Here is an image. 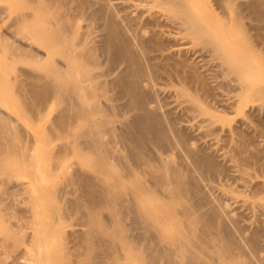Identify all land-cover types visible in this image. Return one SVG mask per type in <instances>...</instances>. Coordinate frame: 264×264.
I'll return each mask as SVG.
<instances>
[{
	"label": "bare ground",
	"instance_id": "bare-ground-1",
	"mask_svg": "<svg viewBox=\"0 0 264 264\" xmlns=\"http://www.w3.org/2000/svg\"><path fill=\"white\" fill-rule=\"evenodd\" d=\"M4 1H9L17 11L13 25L23 28L26 38L35 39L39 42L40 47L44 48L45 51L47 50V53L41 54L31 46L25 47L24 45L21 47L9 43L7 40L1 43L4 46L3 48L10 52V56L6 60L18 56L30 67L28 70L19 68L14 71L18 76L15 80V88L20 95L22 105L33 116H41L46 112L48 105L55 101L57 107L55 109L57 110L54 111L56 113L58 111V115L54 123L51 124L55 131L53 135L60 140H67L64 145L59 147V151L54 156V168L62 167L69 151H73L77 152L80 164L86 165L89 170L82 167V172L80 167L81 172L77 174L74 172L73 176L69 174L67 176L65 171L64 175L66 174V177L62 178L65 180L64 186L57 185L58 187H56L61 189L52 194L54 198L56 196L58 202L64 204L61 206L50 205L49 207L40 206V210H42L40 213L42 214L43 211L48 210L55 222L41 223L33 218L31 221L29 220V223L27 221L26 225L35 228V232L30 239L35 245L36 253L34 257H29L28 255L31 258L30 264H49L51 260L57 264H74L69 259V256L74 254L65 247V241L62 237H60L61 239L55 247V252L51 255L48 254L47 243L44 240V232L47 235L53 234L56 237L58 233L60 234L57 228L58 224H61V219L58 218V215L70 211L80 214V223L88 228L87 231L85 230L86 232L83 231L84 233H81L82 235H77L78 237L75 236L76 238L73 237L77 242L76 251H84L76 253L81 258L80 264H120L123 259H131L134 264H264V257L262 258L259 252L261 251L259 249L261 247L260 242L263 240L259 241L260 234L255 232L251 237L248 235V238L245 234L247 232L239 229L238 225L236 227L233 226L235 228L230 230L228 228L230 226H225L220 214L227 215L226 212L218 213L211 206L212 200L210 201V197L207 195L210 203L204 200L199 205H191V198L189 199L186 193L192 191V193L197 194L200 184L197 181L199 180L189 184L186 179L190 172L186 170L187 173L182 168L184 170L182 171L186 173L185 175L180 172L181 168L179 169L178 167L183 163L175 167V164L173 165L170 160L165 162V159L163 160L162 158L164 156H162L163 152L160 155L163 161H161L162 163L159 161V166H156V160L154 162V159L150 160L146 155V150L151 142H162L168 135L165 136L167 133L165 132L166 134H164L163 132L164 125L161 126V122V124L157 123L154 119L156 118L155 116H149L148 96L142 92L141 85L145 84L143 83L144 81H148L146 84L151 83L152 79L154 80L156 71L153 69V72L155 71L154 76L152 77L149 73L152 78L149 75L150 79L147 80V71L142 56L147 61H154L157 57L168 58L165 56L168 50L164 48L162 43L160 44L161 46L154 45L153 41H151L152 39L145 40V36H143L145 31L143 29L141 31V28H139V21L137 22L136 18H132L133 16H130V14L128 15L127 11L131 9L130 5L127 6L124 2L118 4V0ZM133 1L139 2L137 5L134 2V6L138 8L141 5L146 8L155 6L163 9L166 14L168 12L172 13L176 17L177 21H174V23L178 22V25H176L179 30L181 29L180 32L183 31L184 33L187 31L186 33L200 37L198 39L208 46L216 57L222 59L225 70L233 75L236 79L235 81L240 84V91L238 90V92L242 95L239 97L241 103L245 102L246 97L243 98L244 92L251 88L252 98L257 96L259 99L264 100V86L255 85L258 80H264V59H258V61H262V68H259L257 65L258 61L256 63L251 55L255 46L251 44L247 34H244L236 45L229 41L230 38L227 41L223 40L218 35L220 33L217 34L213 28V31L210 30L211 28L208 29L206 23L201 21L200 14L193 8V5H195L193 0ZM217 2L222 9L225 6L235 5L234 0H217ZM249 4L250 11L257 14V18L264 23V0H252V3ZM97 5L99 6L98 8L96 7ZM95 7L97 10L94 11ZM234 7L236 8V6ZM8 9L6 7L0 8V16L8 12ZM89 11L92 12L91 15L88 14ZM149 11H152V9ZM80 18L90 19L91 22L92 19H102L106 35L102 38L99 49L109 57L111 63L127 62L129 64V68H127L121 78L114 82V85L119 89L120 92L117 90L119 94L121 93L129 99L128 107H133L139 112L141 111L142 114H139L131 122L124 123V130H118L119 127H115L116 124L114 125L117 116L118 120L123 117L122 120L120 119L121 122L120 120L118 121L119 124L126 121L127 118L125 117V119L124 116L119 117L124 112L121 111L123 109L120 110L119 105L114 104L113 106L107 102L110 95L106 94L108 93V90H106L108 85H105L106 80H104V83L102 81L104 85L102 83L97 85L99 81L95 82L101 76L98 77L99 74L97 76L92 74V71H95L96 68L98 69L100 65L96 58L95 46L92 44L94 41L93 32L91 29H87L84 32L79 30L77 22ZM211 18L209 17L206 20L210 22ZM230 20L225 17L223 22L228 24ZM233 21L235 22L234 26H239V16ZM122 25H125L126 30ZM214 25L217 26V24ZM129 32L134 35H129ZM128 35L136 37L137 41L135 40L136 43L134 44L140 47L142 56H139L136 51L137 48L135 49L136 45L134 47ZM245 41L247 42L246 45L243 43ZM54 57L61 60L58 62ZM6 68L5 72L8 70V66ZM176 73V75L169 76L173 77L171 81L175 80L176 84L182 86L180 88L181 95L189 97L198 113L210 114L207 110L206 112L200 108L197 96H189L184 86L181 71ZM2 74L3 72L0 70V91L5 88L1 77ZM15 78L16 76L14 75L13 79ZM177 91H179V88ZM99 92L100 94H98ZM99 96L101 98L104 96L103 99L100 98L101 100H106L103 103L104 105L100 103V99L99 101L96 99ZM110 98L112 99V97ZM105 105L107 106L105 107ZM115 106L122 113L119 112L117 115L116 109L114 110ZM167 125L166 127H168ZM169 127L171 128V126ZM171 134L172 137L174 134L177 135V133ZM15 135L18 140L20 139L19 142L14 140ZM21 137V132L17 129L15 122L2 117L0 112V186H8L12 182L14 172L20 168L26 169L33 179H41L37 172L36 163L33 161L31 142L24 141ZM176 137L174 136L176 143L170 142L169 139L168 144L172 146L171 148L177 145L178 148L181 146L185 149L187 153H183L185 155L189 154L195 164H198L196 165L199 168V172L203 170L211 175L218 170V166L211 156L208 157L197 152V150L194 151L195 148H191L193 147L191 146L193 142L190 144L188 138L185 140L181 135ZM170 145L168 146L170 147ZM123 150L127 153H124ZM177 150L179 151V149ZM155 155L157 156L158 154L156 153ZM241 155L242 152L239 156ZM189 156L185 157L189 158ZM192 160L191 162L194 163ZM184 164H186L185 161ZM54 168L53 173L55 171ZM69 169L67 170L68 173L72 174L70 172L72 170ZM50 171L46 172L47 176L51 175L49 174ZM198 171H195V173H199ZM200 175L204 177L203 179L208 176H205L204 173H200ZM194 178L196 179V177ZM151 180L154 181V185ZM192 180H194L193 176ZM205 181L207 180L205 179ZM171 184L173 185L172 187H170ZM76 185H79L80 189H82L80 194L78 193L79 195L75 194L79 191V187L77 191H74L77 188ZM72 187L75 188L72 189ZM26 188L27 192L25 188H21L23 189L21 192L28 193V186ZM199 189L201 188L199 187ZM38 190L40 195L45 197V188L41 187ZM95 191H97V195H95ZM9 192H7L9 194V197L7 196L8 199L10 198L14 201L17 194L13 190ZM258 192L255 198H258V200L263 199L264 188H261ZM4 194H6V191ZM69 195L73 197L69 198ZM54 198L47 199V201L54 202L56 200ZM179 198L184 205H180L179 202L181 201ZM186 198L190 200L187 203L185 202ZM1 199L0 204L3 202ZM30 201L34 203L35 198L33 197ZM13 203L15 204L16 202ZM212 204L215 205L213 202ZM9 205V203L6 205L7 208H10L8 211L13 210V207ZM204 208H208V212L203 213ZM223 208L220 209L222 210ZM2 210L4 209H0V236H3L6 239L5 241L10 243H21L24 237L21 236V232L18 230L19 227L16 226L18 231L14 232L12 224L4 221L6 219L4 217L10 214L13 216L12 212L14 210L10 214L3 212L7 214L5 216ZM5 210L7 211V209ZM32 211L34 212V208H32ZM18 217L20 221L21 216ZM8 223L11 226H8ZM235 224L238 223L235 222ZM73 235L76 234L72 233L71 237ZM51 237L53 238V236ZM100 248H103V252L100 251L101 253L98 252ZM247 248H249V252ZM76 254L75 256H77Z\"/></svg>",
	"mask_w": 264,
	"mask_h": 264
},
{
	"label": "rangeland",
	"instance_id": "rangeland-1",
	"mask_svg": "<svg viewBox=\"0 0 264 264\" xmlns=\"http://www.w3.org/2000/svg\"><path fill=\"white\" fill-rule=\"evenodd\" d=\"M118 2H119L118 4H122L124 2V4H126L127 6L130 5L131 9L127 11L128 15L130 14V16H133L132 18H136L137 22L139 21V25H138L139 28H141V31L142 29L143 31H145L143 33L144 34L143 36H145V40L152 39L151 41H153L154 45H160L162 43L164 48H167V50L170 52V53L168 51L166 52L165 56H167L168 58L157 57L154 61H147V59L146 58L144 59V57L142 56L141 49H139L140 47H138L137 44H134L137 41L136 37L129 36L132 35L133 33L130 32H129L130 34L128 33L129 34L128 36L131 39V40L129 39L130 42L134 44V47L136 45L135 49L137 48L136 49L137 53L139 54V56H142L143 58L142 60L145 65V69L147 71V77H148L147 80L150 79L151 75L153 77L154 72L156 71L154 80L153 79L152 81L150 80L152 84L150 82L146 84V82L148 81H144L143 82L145 83L143 84L144 87L141 85V89L142 92H144L148 96L147 101H148L149 116L150 115L152 117L155 116L156 117L154 118L155 121L157 123L161 122L162 123V124L160 123L161 126L164 125L163 126L164 131L163 130L162 131L164 132V134L167 133L165 136L168 135V137H165L166 139L164 138V141H162L163 143L151 142V144H149L146 150V155L150 160L154 159L153 160L154 162L157 161L155 163L156 166H159L160 162L163 161L164 159L165 162L170 160L173 165L175 164L174 165L175 167H177V165L181 163L184 164L185 161L186 164L184 165L181 164L178 166L179 169L181 168L180 172L184 173L183 172L184 170L182 168L185 169V172L187 171L190 172V173L187 172L190 176L187 174L189 178L187 177L186 179L189 184L196 180H199L197 182L200 183L197 189L199 190L197 191V194L192 193V191L187 192L188 195L186 193V196L187 197L189 196L188 198L189 199L191 198L190 200L192 202L188 198L185 199V202L187 203L188 201H190L191 205H199L204 200L208 201L209 203L212 200V202L215 205H213L212 202L210 204L218 213L226 212L227 215H223V213L220 214L225 222V226L227 225L230 226V227L227 226L230 230H232V228H235L236 225H238L239 229L247 232L245 233L247 237L248 235H250L249 237H251L256 232L260 234L259 241H261L262 239L264 240V230H263L264 229V198L263 199L261 198L260 200H258V198H255V196L258 195L259 193L258 191H260L261 188H264L263 186L264 185L263 182L264 181V100L259 99V97L257 96L252 98L253 93L251 88L244 92L243 98L246 97L245 102L241 103L239 97L242 95L238 92V90L240 91V84L237 81H235L236 79L233 77V75L229 74L225 70L222 64V59L220 57H216L211 52L209 47L206 46L200 39H198L200 37H196L193 36L192 34L186 33L187 31H185L184 33L183 31L180 32L181 29L179 30V28L177 27L178 22L174 23V21L175 22L177 21L176 17L172 13L168 12L166 14V12L163 11V9L155 6L153 8L150 7L152 11H149L151 9L148 7L146 8L143 5L139 6V8L136 6L137 7L136 8L134 6L135 5L134 2L136 3V1L133 0H131L130 2L129 0H122V2L121 0H118ZM193 3L195 4L193 5L194 10L200 14V19L202 18L201 21L206 23L208 29L211 28L210 30H212L213 28V30H215L217 34L220 33L218 35L223 40L227 41L230 38L231 40L229 39V41L235 43V45L236 43H238L237 41L240 40L244 34L245 35L247 34L248 35L247 37L250 38L251 44L255 46L254 50H252L251 53L253 60L256 61L257 63L259 58L260 59L262 58V60L264 59V23L257 18L256 16L257 14H254L250 11L249 3H252V0H234L235 3L234 6H236V8L230 5L228 7L225 6L223 9L218 5L217 0H193ZM4 7H6L7 9L9 7L10 10L8 9V12L3 13L0 16V70H2L3 72L1 77L3 83L5 84L4 90L0 91V112L2 113V117L6 119H11L15 122L17 129L21 132L22 140L31 142L30 145L33 149L32 150L33 159H34L33 161L36 163L37 172L39 173V176L42 179L43 185L41 183V179L39 180L33 179L32 177H30L26 169L20 168L14 172V177L12 179V182L8 184V186H0V197L2 198L0 199L3 200V202L0 204V209L2 208L4 210L7 209V211L2 210V213L8 212V214H10L13 210L15 211L12 212L13 216L10 214L11 216L8 215L4 217L6 218L4 219V221L6 223L9 222L10 224H12V228H14V232L15 231L17 232L19 230L21 232V236L24 237V240H21V243L13 244L10 243L9 241H5L6 239H4L3 236H0V264H30L31 262L29 261H31L30 260L31 258L29 257H34L36 253L35 245H33V242L30 239V237H32V235L35 232L34 231L35 228H32L30 225H26L27 221L29 223V220L31 221V219L33 218L41 223L55 222V220H53L52 215L48 210L43 211L42 214L40 213L42 211L40 210L41 209L40 206L49 207L50 205L51 206L63 205L64 203L58 202L56 196L54 198L52 195L53 192L55 193L58 189H61V188H57L58 187L57 185L64 186L63 184L65 180L62 178H65L66 174L67 176L68 174L70 176H73L75 174L74 172H76V174L80 173L81 172L80 169L82 167L83 168L85 167L84 169L86 170H88V167L86 165L84 166L80 164L77 152L69 151L64 163L62 164V167L56 169L54 168L55 166L53 165L54 156L59 151L60 149L59 147L64 145L67 140V139L60 140L53 135L55 131L52 128L53 125L51 126V124L54 123L58 115V111L57 113L56 111H54L57 110L55 109L57 108L56 102L52 101L48 105L46 112L44 111L45 113L42 114L44 116L42 115L33 116L30 112L26 110V108L22 105L19 93L15 88V80L18 78V76L17 74H15L14 71H16L19 68L28 70L30 69V67L27 66L26 63H24V61L18 56L11 57L8 60H6L7 57L10 56V52L8 50H5V48H3L4 47L3 44L1 43L2 41L7 40L9 43H12L17 46H21V47H23L24 45L25 47L31 46L33 49H37L41 54L47 53V50L45 51L44 48L40 47L39 42H37L35 39L30 37L26 38L23 28L16 27L13 25L15 20L14 18L17 15V11L14 9V6H12V4L9 1L7 2L4 0H0V8H4ZM96 7L98 8L99 6L97 5ZM96 7L94 11L97 10ZM135 9L137 10L135 11ZM161 13H163L164 15ZM88 14L91 15L92 12L89 11ZM163 16H165L166 18L165 17L163 18ZM208 16L212 17L210 22L207 21L208 20L207 18H209ZM237 16H239V26H234L235 22L233 21V19H235ZM225 17L231 19L228 24H224L223 22L225 20ZM77 23H78V28L79 30H81V32H84L87 29H91V31L93 32L94 41L92 42V44L93 46H95L94 48L96 50V58L97 61H99L98 63L100 65L98 69L96 68L95 71H92L93 72L92 74H95L96 76L97 74H99L98 77L101 76L102 78L101 77L100 78L103 79L101 80L99 78L98 80H95V82L99 81L97 85L99 83L101 84L102 81L104 83V80L108 82V83L105 82V85L109 86V89L108 86L106 87L107 88L106 90H108V93L106 94L110 95V97H112L114 102L109 96H108L109 100L107 102H109V105H113V106L114 104H116L117 106L119 105L118 107L120 108V110L123 109L121 111L122 112L124 111L123 112L124 115L123 114L119 115V117L124 116V118L126 117L128 120V121L126 120L127 122L123 121L121 123L123 125H121L119 124L118 121L120 119L122 120L123 117H121L118 120V116H117V118L114 121L115 122L114 125L116 124L115 127L117 126L119 127V129L118 128L116 129L124 130L125 128L124 123H129L139 114H142L141 111L139 112V110L134 109L133 107H128L129 99L127 98V96L125 95L123 96V94L121 93L119 94L120 92L119 89L114 85V82L119 78H121L124 72L127 70V68H129V64L127 62H120L118 64L111 63L109 57L103 54V51L99 49L101 46L102 38L105 37L106 35V31H104L105 30L104 21L102 19L101 20L92 19L91 22L90 19L86 20V18L84 19L80 18ZM213 23L219 26L217 27ZM122 26L126 30L125 25ZM177 32H179L180 34ZM133 40L136 41L134 42ZM243 43L245 45L247 44L246 41ZM153 55H159V54H153ZM56 60L59 62V60L61 59H56ZM260 61L261 60L258 61L257 65L259 68L260 67L262 68V64H261L262 61L261 62ZM6 66H8V70L5 72L4 70L7 69ZM153 69L155 70L154 72ZM178 71L179 72L181 71L183 75L182 77L184 79V86L186 87L189 96H197L200 108H202L205 111L207 110L208 113L210 112L211 116L210 114L207 113H202V114L198 113L194 105L189 100V97L181 95L180 88H182V86L176 84L177 82H175V80L171 81L173 80V77L169 76L174 74L176 75L177 74L176 72ZM14 75L16 76L15 79H13ZM103 83L102 85H104ZM258 84L259 86L261 85L264 86V80L262 81L258 80L255 85L258 86ZM178 88L179 91H177ZM98 94H100V92ZM100 98L101 97L99 96V98L96 99H98L99 101ZM103 98L104 96H102L101 99ZM101 99H100L101 104L106 102L105 99L104 100ZM106 106L107 105H105V107ZM117 106L114 107V110L116 109L118 115V113L121 111L117 110L118 108ZM212 114L214 116L213 118H212ZM166 125L168 127H166ZM169 126H171V128ZM171 130L174 131L172 132ZM170 132L177 133V135L179 136L181 135L185 140H187L188 138V142L190 144L193 142V145L191 144V146L193 147L191 148L193 149L195 148L194 151L197 150V152L205 156L208 157L211 156L215 160L216 165L218 166V170L216 171L217 173L216 172L214 173L216 175L211 174L212 175L211 176L210 174L205 173L203 170L199 172L198 171L199 168L197 166L198 164L197 163H196L197 165L195 164V162L192 160L189 154L185 155L187 151H185V149H183L181 146H179L178 148L177 145H174L173 146L174 150H173V148H171L172 146L168 144L169 143L168 140L170 139V142L176 143L175 139L177 138L176 137L177 135L174 134V136L176 137L174 139V136L172 137V134ZM15 137L14 140L19 142L20 139L18 140L16 135ZM167 144L170 145V147ZM177 149H179V151ZM170 150L172 153L170 152ZM241 152L242 155L239 156ZM124 153L127 152L124 151ZM156 153L159 156L158 155L156 156L155 155ZM161 154L162 156L163 155L164 156L163 157L160 156ZM185 156H189V158ZM161 157L163 158V160H161ZM190 158L194 163L191 162ZM244 161L246 162V164ZM248 165L250 168L248 167ZM53 168L55 170L54 173L52 172ZM72 168H74L75 170ZM83 168H82V172H83ZM68 169L73 171V172L70 171L72 174L68 173L67 171ZM47 171L48 172L50 171L49 174L51 175L47 176L48 175L46 173ZM65 171L66 174L64 175ZM195 171L196 172L198 171L199 173H195ZM200 173L201 174L204 173L205 176L208 175L205 177L207 181L203 179L204 177L200 175ZM184 174L186 175V173ZM192 176L194 180H192ZM210 176L211 178L209 179ZM194 177H196V179ZM151 181L153 182L154 185V181L153 180ZM148 184H152V183H148ZM26 186H28L29 194L25 192H21L23 191L24 188L26 189L27 192ZM172 186L173 185L171 184L170 187ZM20 187L23 189H21ZM41 187L45 188V193H46L45 197L44 196L42 197L40 195L38 189ZM76 187L77 188L74 189V191L75 190L77 191L78 187H79V191H77L75 194L79 195L82 189H80L79 185H76ZM199 187L201 189H199ZM73 188L75 187H72V189ZM8 190L9 191L13 190L17 194L16 196L17 198L15 197L16 200L14 199L13 201L10 198L8 199L9 194H7V192L10 193ZM5 191L6 194H4ZM95 195H97V191H95ZM206 195L209 196L210 198L207 197ZM33 197L35 198L34 203L30 201ZM72 197L73 196L69 195V198ZM51 198H54L56 200L54 202H48ZM208 198L210 199V201ZM47 199L49 200L47 201ZM9 200L12 202H10ZM13 202L16 203L14 204ZM8 203L11 205V206L9 205L10 207H13V210L11 209L8 211V209H10L9 207L7 208L6 206L8 205ZM179 203L181 205L183 202L181 201ZM32 204L33 206H31ZM219 207L223 208L222 209L223 211ZM32 208H34V212L32 211ZM205 212H208V208L203 209V213ZM3 214L5 216L6 213ZM18 216H21L20 221L23 223L19 221ZM58 218L61 219V224L60 225L58 224V228H57L60 232V234L58 233V235L60 236H58L57 234H55L57 235V237L54 236L53 234L47 235L44 232L45 235L44 240L47 243L48 254L51 255L55 252L54 251L56 250L55 247L57 243H59L61 239L60 237H62V239H64L65 241V247H67L74 254L73 256H69L70 261L73 262L74 264H80L79 261L81 258H79L76 253H82L84 251L83 250H81L82 252L79 250H78L79 252L76 251L77 242L75 241L74 238L78 237L79 235H82L84 232L88 230V228L80 223L79 220L80 214H78L77 212H72V211L64 212L63 214L58 215ZM235 222L238 224H235ZM9 223L8 226L10 225ZM20 225L23 227L21 228ZM16 226H18L19 229ZM72 233L76 235H73L71 237ZM51 236H53V238ZM262 241L260 242V244L261 247L263 248L264 241L263 242ZM7 242L8 244H6ZM261 247L259 248L261 249V251L259 252L260 255H262L261 257L263 258L264 248L262 249ZM100 249L98 250V252L100 251L103 252V248ZM247 251L249 252V248H247ZM24 254L26 255L24 256ZM75 254L77 256H75ZM49 264H57V263L51 260ZM120 264H134V263L131 261V259H123L120 261Z\"/></svg>",
	"mask_w": 264,
	"mask_h": 264
}]
</instances>
